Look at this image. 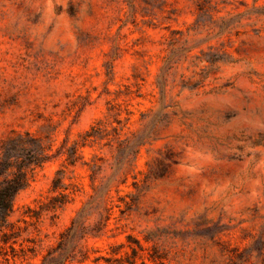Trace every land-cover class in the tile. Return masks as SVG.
Here are the masks:
<instances>
[{
  "label": "rangeland",
  "instance_id": "374dc122",
  "mask_svg": "<svg viewBox=\"0 0 264 264\" xmlns=\"http://www.w3.org/2000/svg\"><path fill=\"white\" fill-rule=\"evenodd\" d=\"M17 169L0 264H264V0H0Z\"/></svg>",
  "mask_w": 264,
  "mask_h": 264
},
{
  "label": "trees",
  "instance_id": "16d2710c",
  "mask_svg": "<svg viewBox=\"0 0 264 264\" xmlns=\"http://www.w3.org/2000/svg\"><path fill=\"white\" fill-rule=\"evenodd\" d=\"M21 137H17L12 139L11 141L14 142H21ZM50 157L45 156L43 161H47ZM42 160V159H41ZM42 162V161H41ZM57 175V174H56ZM60 177L56 176L52 180V190H56L60 183ZM26 182V174L22 171V169H17L12 176H6L3 180L0 181V230L4 227H7L8 217L12 213V203L15 195L24 188ZM61 197H65V195L60 194ZM86 211L82 210L80 217L73 220L70 226L67 228L66 231L60 234V241L58 242L57 246L53 249H50L47 254L42 258L41 264H66V262L71 258V252L65 254V244L67 238L72 235H76L79 230L83 229V222H84V214ZM5 236L6 234L3 233ZM115 252V251H113ZM57 253V255H54ZM63 257V259H62ZM61 260V261H60ZM105 262L108 264H112V259H104ZM120 260V259H116ZM57 262V263H56ZM132 264V263H129Z\"/></svg>",
  "mask_w": 264,
  "mask_h": 264
}]
</instances>
